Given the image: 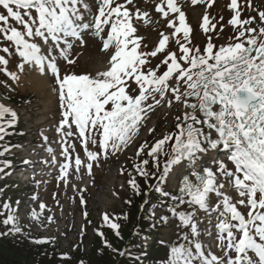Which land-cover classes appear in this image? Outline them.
<instances>
[{
  "label": "snow or ice",
  "instance_id": "snow-or-ice-1",
  "mask_svg": "<svg viewBox=\"0 0 264 264\" xmlns=\"http://www.w3.org/2000/svg\"><path fill=\"white\" fill-rule=\"evenodd\" d=\"M200 2L201 0H191L193 6ZM82 3L83 0H0V8L4 10L0 12V34L14 44L16 54L22 60L17 66V71L13 72L7 68L8 60L0 56V65L5 66L0 68V71L13 82L19 83L18 73L24 72L25 65L35 67L41 76L48 74L46 69L50 70L58 85L61 107L64 109L58 132L64 137L73 136L71 129L74 124L78 130V139L82 138L81 143L89 161L85 164L77 155L74 161L77 172L83 165L88 174H91L92 162L98 161L101 156L106 159L110 150L115 153L127 147L134 135L138 134L149 110L165 103L171 107L173 102L182 103L185 108L191 109L190 113H184L183 123L177 124L180 132L175 137L172 154L163 171L159 172L158 177L153 175L152 179L157 181L155 190L161 197L171 196L180 204L198 206V209L204 212L216 207L211 201L213 195L222 198L223 211L219 208L217 211L223 219H219L215 227L218 229V239L227 259H222L210 251L205 255L199 239H189V236L185 235L183 239L186 244L171 247L170 264H193L194 261H199L200 264H264V212H255L257 208L264 209V10L258 11L259 23L262 25L259 30L254 27L244 28L245 25L256 22L257 17L241 20L238 0H231V9L235 11V16L230 20V24L243 29L235 38L240 42L217 47L209 36L206 47L201 51L198 47L190 46L192 30L177 0H161L155 11L162 15L166 27L173 31L167 35L161 32L162 38L158 46L152 51L142 52L139 51L140 41L144 37L136 35L137 28L133 26L132 20L149 17L147 11L141 12L136 7L133 15L127 8V5L133 4V0H125L124 4L115 3V0H101L98 15L91 23H85L78 7ZM251 6L249 0V7ZM84 7L88 10L87 5ZM20 9L24 10L23 14ZM32 10L36 16L32 15ZM10 20L22 25L25 31L21 32L12 27ZM105 26L110 29L107 38L101 36ZM214 28V25L209 28V17L205 14L204 32ZM89 29H94L95 35L102 39L103 51L112 49L108 67L97 71L95 75H78L73 72L61 76L56 56L53 55L54 50L59 49L60 58L67 64H75V58H71L73 43L69 42V38L80 41L83 46L81 33ZM246 33V39L241 40ZM26 36L32 40L38 37L44 45L51 42L47 55L42 52L40 44L30 42L25 39ZM170 39H174L178 45L179 56L176 51L168 48ZM2 50L9 51L8 48ZM158 54H163V58L159 64L152 67L150 58H155ZM161 67H165L162 73ZM190 98H194L197 103H190ZM217 105L218 110H214ZM197 110L202 113L203 119L197 117ZM6 113L12 117L7 121L8 126H14L18 120L16 112L0 104V120ZM176 119L179 121L181 118ZM197 124H205L210 130L209 133L205 135L202 129L196 127ZM65 127L69 130L64 131ZM211 130L215 131V138ZM3 131L4 126L0 124V133ZM97 135L102 136L99 141L101 152L88 150L89 142L97 144ZM0 139H3L2 135ZM44 139L46 141L47 137ZM172 139V136H165L157 141L151 146L148 155L158 161L162 146ZM70 147L74 149L75 146H70L65 141L62 150L65 163L60 170L61 178L67 175L71 166ZM143 151L144 146L138 150L137 155ZM221 151L233 162L235 171L228 170L220 161L215 172L211 169H201V172L195 174L194 180L183 176L182 186L177 184L179 196H172L163 188L165 183H171L172 177L169 174L173 169L179 171L177 166H182L185 161L197 166L200 155H218ZM142 164L147 165L148 160H143ZM155 166L159 171V163ZM137 171L141 175H148L140 164L137 165ZM217 172L220 177L228 179L218 182ZM130 183L136 187L135 181ZM228 184L234 186L240 197L248 198L247 205H250L252 211L248 212L247 220L225 194ZM238 203L245 205V200L240 199ZM4 207L8 208L9 205L5 204ZM169 211L178 216L185 227L190 226L192 237L200 236L197 225L193 222L195 211ZM33 219L38 220V214L35 212ZM48 219L51 222L52 218ZM103 219L119 236L120 226L111 222L107 214ZM168 219L167 215H161L158 222L167 224ZM3 223L12 226L9 234H22L15 215L10 214ZM99 234L103 236V233ZM147 239L148 237H144L145 241ZM33 242L44 244L49 241L40 239ZM159 242L166 243L163 239ZM105 245L111 248L106 239ZM229 252H234L235 258L229 255ZM120 255L125 253L120 252ZM134 259L139 260V256Z\"/></svg>",
  "mask_w": 264,
  "mask_h": 264
},
{
  "label": "rangeland",
  "instance_id": "rangeland-1",
  "mask_svg": "<svg viewBox=\"0 0 264 264\" xmlns=\"http://www.w3.org/2000/svg\"><path fill=\"white\" fill-rule=\"evenodd\" d=\"M156 3L159 4V1L136 0V2L129 9L131 12H133V15L135 13L136 7H138L141 12L147 11L149 13V17L145 18L147 22H145V19L137 20L133 18L132 24L137 28L136 35L144 37V46L150 51L154 50L158 46L159 40L162 38L160 33L163 32L167 35L168 31L171 30L166 27V21L164 20V18L163 20H161L160 16L155 13ZM84 5L88 6L87 11L89 12L90 16L93 15L95 7L98 6L95 0H83V3L79 6L84 7ZM226 6V2H219L217 4L216 10L219 11V14H221L223 9L225 10ZM204 10L205 9L202 8L199 10L191 11L193 23L197 21L199 23L200 17L202 16ZM84 11L85 7L82 13H84ZM245 12L249 13L251 11L245 10ZM221 26H226L225 21L221 22L218 25L217 29L219 30ZM195 29L196 28H194V30ZM224 32V36L226 39L229 38V35H232L231 29L225 30ZM202 36L203 35H200V33L194 34L195 39L203 42L204 37ZM170 41H172V39H170ZM91 42L93 44H89L86 49L80 48L79 46H76L74 49H72L71 58H75L76 62H79L78 65L81 70L77 69V72H84L95 75L97 71L105 70L108 67L107 64L109 62V54L102 52L99 49L100 45L97 41L93 42L91 40ZM168 46H172L173 51H175V48H177L175 41H173ZM162 58L163 54H158L157 57L150 58L152 60L151 66L155 67L156 64L160 63V60ZM57 63L59 64L61 71L64 68L65 74L71 73V71H73L72 69H75L77 67L76 64H73L71 69V65L67 64L58 55ZM15 66H12V68L8 67L9 71L16 72L17 67ZM31 71L32 70L28 69L26 74L18 73L20 76L19 83L13 82L14 87H16L17 91L19 92L17 96L24 95L31 100L30 103H25L26 105L24 104V107L21 108V113L25 114V120L28 119V121L24 124L25 130L27 131H33L38 127H46L51 124V121L58 123L62 120L63 112L62 111L60 115L56 113L57 102L52 95L50 87H44V83L40 82V80H37L40 78H38L37 76L35 78ZM31 75L34 76V80ZM46 82L49 84L47 80ZM40 84H42V86ZM35 98L37 99L36 102L34 101ZM183 108L184 105L182 103L173 102L171 107H169L167 103H165L163 106H157L154 110H149L147 113V121L143 126V132L140 134L141 136H139L138 139L127 148L126 152H118V154L114 157L115 161L111 162L110 160H107L105 165L100 162H92L93 167L91 169V176L87 175V169L83 165L80 167L79 172L76 171V166L74 163L75 157L78 155L85 164L88 163V159L84 155V153L86 152L84 146L81 144L80 139H78L77 137L78 130L76 129L75 125L73 124L71 129V131L74 133L73 136L64 137L59 132L56 138H61L67 143H71L70 146H75L74 149H72L71 147L69 148L71 153L72 151L75 153V156H72L71 161V163L73 164V172L70 179L66 183L67 188L65 186L64 188H62V190L66 192V199L60 201V206L58 208L57 205H54V207H52L54 200L53 198L49 197V193L50 191L54 192L55 187H50L51 189L46 192V196L44 197L48 207L46 210V214L52 218V222L54 221L52 224L45 221L43 225H41L40 223H36V225H34V223L32 224V222L28 218L22 217L20 214L19 217L24 221H27L31 225L34 232L40 233L39 235L42 237V239L51 240L56 244L59 243L61 249L67 250L68 252H71L74 245L78 244V240L81 237V234H84V232H86L87 241L85 243V248L86 251H90L91 243L95 238L96 231L101 230L102 226L105 223L103 219L104 215L108 214V216H111L113 214H118L125 209L126 200H128L127 197L129 195L128 188L130 187V184H128L129 178L124 174V168L126 166L124 165V161L126 156H137V152L140 148V142L146 140L145 138L150 129H154L157 126L159 127L157 130H159L160 127L162 128V130L159 131V139L165 134L173 131L174 125L177 122L176 118L179 115H182L185 111V109ZM68 130L69 129L65 127L64 131ZM32 136L33 135L31 134L29 138H31ZM138 142L139 144L138 146H136ZM24 157H27V155H25ZM177 167H179V171L174 168L173 172L169 174L170 176L172 174H175L177 176L178 173L182 170L180 166ZM172 178L174 179V176ZM81 192L86 193L84 195L86 198L84 211L81 210L80 200L78 197V194ZM24 196L26 199L27 197L25 194ZM21 204L22 214L23 212L29 210V206L31 207V205H33L36 209L38 208V202L32 203L26 201V203L23 202ZM86 214L87 218L85 216ZM202 215L203 214H200L195 223L201 227L200 240L203 245V249L206 252L205 255H207L209 251L215 249L217 251L213 254L226 260L227 257H224V252L222 250H219L217 244H215V240L213 238V222L211 221V218L205 215H203V217ZM204 223L205 226H202V224ZM159 236L161 239L169 242V239L171 237V230L167 229L161 231ZM152 243L153 240L151 241V239H147V241L144 240L143 244L145 248H148ZM229 255L235 258L234 252H229Z\"/></svg>",
  "mask_w": 264,
  "mask_h": 264
},
{
  "label": "trees",
  "instance_id": "trees-1",
  "mask_svg": "<svg viewBox=\"0 0 264 264\" xmlns=\"http://www.w3.org/2000/svg\"><path fill=\"white\" fill-rule=\"evenodd\" d=\"M143 160H148V164L143 165L142 161L139 164L146 169L148 175L144 178L138 176V163H134L136 170L131 172L130 176L135 180L137 192L131 193L128 199L129 207L126 212L118 215L117 219L113 218V223L120 226L119 236L116 234V230L108 224L103 228V231L97 233L90 251H86L83 243H80L75 251L68 255L52 242L36 244L33 241L39 239L33 236H21L13 239L12 235L7 236V234H4L0 235V264H170L171 248L155 240L151 252H145L139 243L143 234L151 232L148 222L151 211L139 217L138 207L149 189L154 172L151 166V158L146 155ZM157 193L156 190L152 192L154 195ZM162 200L166 203H172L171 209H175L177 212L183 211V204L173 203L171 198ZM156 205L158 206L159 202L153 200L152 207ZM166 215L169 219L172 217L179 219L172 212ZM178 226L184 227L180 220ZM4 231L5 228L0 224V233H4ZM99 233H103V236ZM85 239L86 235L83 236V241ZM105 239L111 245V248L105 245ZM113 249L119 251H113ZM120 252H124L125 255H120ZM137 256H139V260L134 259Z\"/></svg>",
  "mask_w": 264,
  "mask_h": 264
},
{
  "label": "bare ground",
  "instance_id": "bare-ground-1",
  "mask_svg": "<svg viewBox=\"0 0 264 264\" xmlns=\"http://www.w3.org/2000/svg\"><path fill=\"white\" fill-rule=\"evenodd\" d=\"M37 80H40V82H42V83H44L43 85H44V87H49V84L46 82V80L45 79H37ZM44 80V81H43ZM41 86H42V84H40ZM44 90V89H43Z\"/></svg>",
  "mask_w": 264,
  "mask_h": 264
}]
</instances>
